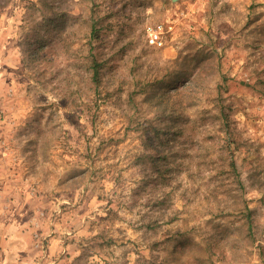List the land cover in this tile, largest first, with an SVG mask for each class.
Returning <instances> with one entry per match:
<instances>
[{"label": "rangeland", "instance_id": "1", "mask_svg": "<svg viewBox=\"0 0 264 264\" xmlns=\"http://www.w3.org/2000/svg\"><path fill=\"white\" fill-rule=\"evenodd\" d=\"M0 264H264V0H0Z\"/></svg>", "mask_w": 264, "mask_h": 264}, {"label": "built area", "instance_id": "2", "mask_svg": "<svg viewBox=\"0 0 264 264\" xmlns=\"http://www.w3.org/2000/svg\"><path fill=\"white\" fill-rule=\"evenodd\" d=\"M158 40H159L158 30L157 29L152 30L150 33V42L155 43V42H158Z\"/></svg>", "mask_w": 264, "mask_h": 264}, {"label": "trees", "instance_id": "3", "mask_svg": "<svg viewBox=\"0 0 264 264\" xmlns=\"http://www.w3.org/2000/svg\"><path fill=\"white\" fill-rule=\"evenodd\" d=\"M99 65L100 64H98L97 62H95L93 65H92V67H93V69H94V73H93V76H94V78L96 79L97 77H98V67H99Z\"/></svg>", "mask_w": 264, "mask_h": 264}]
</instances>
